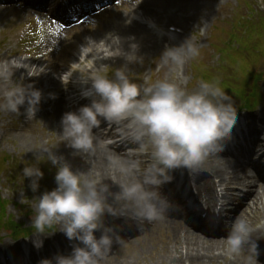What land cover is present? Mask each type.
Segmentation results:
<instances>
[{
    "label": "clouds",
    "instance_id": "1",
    "mask_svg": "<svg viewBox=\"0 0 264 264\" xmlns=\"http://www.w3.org/2000/svg\"><path fill=\"white\" fill-rule=\"evenodd\" d=\"M202 46L193 35L179 46L166 48L160 60L165 65L181 67L198 57ZM79 74L76 81L61 78V83L64 86L78 83L81 96L90 103L63 114L62 132L58 134L61 143L74 150L73 155L92 154L101 146L94 130L103 122L140 150L150 149L152 163L144 169L141 180L117 183L120 190L112 192L91 171L74 169L54 149L44 147L33 152L35 162L25 163L22 170L33 192L39 189L44 177L41 163L50 162L57 169L56 187L35 199L31 217L33 246L42 248L45 239L56 232L75 242L69 254H56L40 260L39 264H101L114 241L121 242L114 229L104 224V216L138 223L161 219L170 203L160 189L171 182L170 173L178 168L198 170L211 153L225 151L237 124L233 101L218 82L201 81L191 91L167 80L145 86L130 79L126 65L117 68L111 76ZM43 97L42 90L33 83H19L4 93L0 107L32 120ZM49 98L56 96L50 93ZM109 163L125 173H132L140 166L138 160L123 163L119 157L112 156ZM54 227L55 231H49ZM97 231H101L99 237ZM253 231L243 218L232 221L225 237L227 254L233 257L246 254L247 264H259V238L253 239Z\"/></svg>",
    "mask_w": 264,
    "mask_h": 264
},
{
    "label": "rangeland",
    "instance_id": "2",
    "mask_svg": "<svg viewBox=\"0 0 264 264\" xmlns=\"http://www.w3.org/2000/svg\"><path fill=\"white\" fill-rule=\"evenodd\" d=\"M52 1L50 0L51 3ZM89 1L90 0H88L84 6H89ZM115 1L117 0H112L111 5L107 7H94L88 12H71L75 13L71 22L68 18L69 14L66 12L65 18L59 17L56 19L53 16L51 17V14H53L51 10L42 12L39 9L33 10L27 7L25 8L27 11H24L22 6L2 7V9L6 11L4 12L3 19L0 21V64L4 63L6 60L30 61L33 53L40 51L41 44H44L43 50L51 49L59 55L56 67L60 72H64L62 73V79L64 80H68V76L72 74L73 77L71 80L76 81L77 77L80 75L79 73L83 71L84 76L90 72H92L93 75L97 73H107L111 76L117 68L126 65L130 79L137 83L148 86L158 81L167 80L191 91L197 88L199 82L206 81L207 77H205V72L212 73L214 75L212 79L216 78L221 81L220 78H222L227 82H237V70L234 67H221L222 65H230H226L219 61V54L218 51H216L215 45L225 47L226 43L231 40V35L235 33V31L236 33H244L242 26L236 29V21L241 19V17L246 21L250 20L252 22L264 20V0H190L191 3L199 1L204 6H207L209 8L208 10L211 12V18L209 20L203 16L194 18L188 13L183 21L178 19L179 21H174L175 23L168 22V24H155L152 22V25L149 27L152 28L151 31L160 36V45L167 39L164 35H170L168 28L171 24L180 28L179 30L181 32H185L184 37L186 38H190L194 35L197 43L203 45L200 48V55L198 57L189 59L181 67L171 64L165 65L160 60L164 52L161 47L158 51L150 53L130 64L115 62L111 65L109 64V67L103 65L100 71L96 72L93 63L94 59L88 57L87 52L82 51V44L79 40L76 39L72 42L66 41L62 44H59V42L60 39L70 40L68 38L73 36V32L66 31L67 29H72L73 26L70 25L72 23L76 24L80 22L79 25H81V28L85 31L94 33H99L102 30L107 32L108 30H113L114 27L118 26L116 23V16L118 13L115 14L112 12L118 11L120 14H125L130 17V15L135 12L140 13V10H132L131 8L136 6L139 2L147 0H124L119 6L114 5ZM111 7H113L112 10ZM254 8L255 11L253 12L252 9ZM141 14H143V11ZM201 28L203 30H200ZM241 37H245V35H241ZM50 41H52V43ZM231 42L236 46L238 44L232 40ZM64 52L71 55L68 60L77 68V71L72 72V69L68 71L65 68ZM245 55L247 57L251 56L250 52H247ZM259 59L261 60L255 67V70L260 72L259 78H261L258 86L260 90V102L255 111L244 109L247 110L244 114H247L251 120L256 114L264 117V56H261ZM251 66H253L252 58ZM253 83L254 80L251 82L249 81L248 84L253 85ZM17 84H19L18 81ZM12 87L13 86H9V89ZM9 89H6L4 93ZM226 93L231 97L236 108L237 121L241 120L240 117H242L243 112L241 110L239 111V108L242 101L235 94ZM53 94H55L56 97L59 95L57 92H53ZM0 104L3 103L0 102ZM46 111L49 114V118L44 116L39 119L27 120L24 115L12 113L0 107V200L3 199L11 202L7 208V215L15 221V225H17L18 228L15 234L7 232L6 230H0V259H3V255L9 253L6 252V245L9 246V243L19 245L23 249L32 243L31 239L33 235L27 239H22V236L26 235L24 234V230L31 227L33 208L37 202L35 199L41 196L45 191H51L56 187L55 175L57 169L50 162H45L41 163L40 167L44 175L47 174L48 176L43 179V185H40L39 189L33 192L29 186L30 180L25 179L22 175L25 163H34L35 157L33 152L44 147L54 149L57 155H63L66 160H68L64 152L68 147L61 143L57 130L50 129L47 125L51 123V125L55 126L57 117L53 114V109L50 106L46 107ZM21 112L23 113V108H21ZM94 131L98 134L97 130ZM105 142L106 141L103 140V145L113 153L117 147L110 146ZM258 148L261 149V145H258ZM136 152L139 156H135V158L131 160H138L140 162L139 169L135 171L138 175L140 173L143 174L144 169L152 163V159L150 150L147 148L140 150L137 147ZM147 153H149V155ZM260 154V151L256 152L254 155L250 153L249 159L244 160L246 161V163H244L238 162L232 155L222 153V155L213 157L212 159L206 158L204 164L207 165L212 162L213 166H218L219 163L227 162L228 160H233L241 168L242 166L244 168L255 164L259 167V175L263 177L264 163L262 161L261 163H255V159ZM125 156L132 157L134 155L130 151H123L122 158L129 159ZM74 167L75 166H73V168ZM251 170L254 171L253 168ZM11 171H13V176L16 173L15 178L17 181L14 183H10L8 180V176L12 175ZM211 171H214L213 168H207V171H204L205 176L211 173ZM252 171H250V167L247 169V173L250 175H253L251 174ZM211 180L210 178V182L207 180H205L207 182H204L206 185L207 183L211 185L213 183V180ZM255 186H264V181L255 182ZM242 190L244 189L242 188ZM106 218L108 217L106 216ZM240 218L245 219L253 229L259 228L264 224V209L262 206H251ZM140 223L139 226H135V230L133 229L132 233L119 236L121 242H114V244H116L115 246H118L117 249H119L117 255L108 260H102L101 264H197L194 262L190 263L185 258V260L181 259L180 254L170 251L169 248H171V246L166 248L163 240L166 236L172 235V228L163 224L161 227L156 225L150 230L152 227L150 222ZM173 225L187 227L189 230L195 232L197 236L199 235L201 238L206 237L201 232H197L194 227L187 224L174 223ZM55 230L56 228L54 227L49 231ZM228 231L226 228L227 234ZM143 232L146 234L140 235ZM57 233L58 232H56V234ZM225 237V235L217 238L207 237L224 243L221 251H224L227 255L225 261L222 259L216 262L211 260V263L208 264H232L230 261L234 259V257L227 254L225 250ZM169 254H171V257H169ZM240 256L244 260L247 259L246 254H241ZM240 256L236 258L239 259ZM258 262L262 264L259 259Z\"/></svg>",
    "mask_w": 264,
    "mask_h": 264
},
{
    "label": "bare ground",
    "instance_id": "3",
    "mask_svg": "<svg viewBox=\"0 0 264 264\" xmlns=\"http://www.w3.org/2000/svg\"><path fill=\"white\" fill-rule=\"evenodd\" d=\"M140 10V14L143 11V17L146 20L154 21V23H165L174 21H183L186 14H191L194 18L203 16L206 19L211 18V12L207 6H204L199 1L192 2L190 0H147L139 2L136 6L132 7V10ZM24 11L27 9L23 8ZM55 13L58 15H64L61 8L56 7ZM118 10V9H117ZM6 10L0 8V21L4 17ZM117 14L116 23L117 27L113 30L100 31L94 33L91 31H85L81 28V25H73L71 31L73 36L67 39H60L59 44L66 41H75L76 39L82 44V51L88 53V57L94 59V67L96 71H100L103 65L108 66L112 63H124L130 64L138 59L149 55L150 53L161 49V38L157 33L143 27L139 22H135L129 16L120 14L118 11L112 12ZM130 18V19H129ZM179 19V20H178ZM137 20V19H136ZM175 23V22H174ZM164 37H166L164 35ZM66 38V37H65ZM167 38V37H166ZM186 39L183 35H174L171 40V44L174 46L181 45ZM168 40V39H167ZM52 43V41H50ZM44 43V42H43ZM44 44H41L40 51L33 53L29 60H6L0 64V102L4 103V91L9 89V86H15L17 81L19 83H33L36 88L42 90L44 97L41 101L40 107L44 110L45 107L51 106L54 109L56 115L55 126L51 123L47 124L48 128L56 129L58 134L62 132L60 124L61 118L65 112L73 111L74 94L79 95L80 87L74 82L66 83L64 86L61 83L62 73L56 67V63L59 60L58 54L51 49H44ZM65 68L70 71L74 68L70 62L71 55L67 52L63 53ZM79 61V60H78ZM88 76H92L88 73ZM71 81V78L68 80ZM66 87V88H65ZM56 91L59 95L55 99L49 98L47 94ZM90 100L82 98L77 103V108L88 104ZM45 117L49 118L47 113H44ZM105 124L102 122L101 126ZM247 135L250 140H256V144L261 145L263 139L259 135L264 134V118L260 115H256L250 121L249 129H246ZM101 141V146L96 149L92 154L79 153L73 155L72 149H65V155L68 161L75 166L74 169L89 172L100 182L107 183L110 186L112 192H118L119 186L117 183H126L130 181H139L142 179V174L122 172L119 168L111 167L109 163V157H119L123 163L130 161L129 159L122 158L121 151L126 150L128 146L121 144L117 150L113 153L106 149L103 145V140L97 135ZM257 137V138H256ZM121 142V141H120ZM118 144V143H117ZM116 152V153H115ZM119 153V154H118ZM121 155V156H120ZM222 153H211L207 159L218 157ZM262 158H259V161ZM213 163L203 164L200 166V170L207 171V168H213L211 171L216 178L220 180V184L223 189V195H219L214 190V187L210 184L201 186L199 189L207 198V206H211L212 203L217 202L220 207L229 213L225 216L229 227H231L232 221L236 218H240L251 206H262L264 209V186H255V182L264 181L259 175V167L249 165L248 167H239L233 160L227 162H221L218 166H213ZM250 167V171L253 168L254 171L250 175L247 173V169ZM242 188L244 190H242ZM161 193H165L164 189H160ZM110 202H112L110 198ZM252 204H251V203ZM106 216L108 218H106ZM155 225L161 227L165 225L172 228V235L166 236L163 243L166 248L171 246L170 251L180 254V258L188 260L190 263L208 264L212 261L226 260L227 255L222 250L223 244L217 240L209 239L207 237L201 238L199 235L187 227L175 226L173 224L164 222L161 220H155ZM104 224L112 227L116 234L121 233L118 227H121L123 231L127 233L133 230V226H138L140 222L135 220H126L122 217H115L106 214L104 217ZM97 237L101 235V231H97ZM253 239L259 238V247L264 246V224L254 229ZM67 238L62 232H58L44 241L41 254H44L46 258H52L56 254H69L71 248L67 245ZM172 242V243H171ZM172 244V245H171ZM264 250V249H263ZM3 252V251H2ZM6 252H9L13 256L16 264L22 263V248L19 245H13L9 243L6 245ZM30 259L33 264H39L37 249L31 245L29 248ZM4 254V252H3ZM7 256V255H5ZM171 257V254H169ZM185 258V259H184ZM223 261V262H224ZM232 264H247V259H243L241 256L234 257L230 261ZM0 264H2L0 262ZM9 264V263H8Z\"/></svg>",
    "mask_w": 264,
    "mask_h": 264
},
{
    "label": "trees",
    "instance_id": "4",
    "mask_svg": "<svg viewBox=\"0 0 264 264\" xmlns=\"http://www.w3.org/2000/svg\"><path fill=\"white\" fill-rule=\"evenodd\" d=\"M239 26L243 27V35L245 37L239 36L236 37L235 43H238L237 46L234 43L226 45L219 50L221 62L226 65H222L223 68L234 67L237 70V82L231 81L227 82L226 80L212 79L214 76L212 73L210 75L207 73L206 81L208 82H218V85L223 88L228 93L235 94L241 101L242 104L240 109L250 108L253 104V98L256 93V82L258 71L255 70V67L259 63L261 56H264V20L258 22H252L250 20L246 21L245 19H240L236 23V28ZM254 44L256 47L257 53L254 54L256 57H251L253 60V66H251V58L243 55L247 51H251L250 46ZM252 53V52H251ZM258 54V55H257ZM254 80V85H249V81ZM250 92V93H249ZM10 181L13 182V179L10 178ZM8 202L0 200V228H5V226L13 228L15 222L13 220H8L7 218V206Z\"/></svg>",
    "mask_w": 264,
    "mask_h": 264
}]
</instances>
